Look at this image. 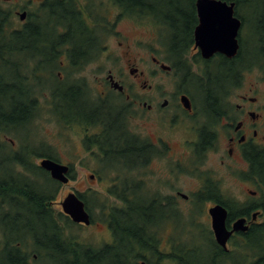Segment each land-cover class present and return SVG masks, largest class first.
I'll list each match as a JSON object with an SVG mask.
<instances>
[{
  "label": "flooded vegetation",
  "instance_id": "af4514ba",
  "mask_svg": "<svg viewBox=\"0 0 264 264\" xmlns=\"http://www.w3.org/2000/svg\"><path fill=\"white\" fill-rule=\"evenodd\" d=\"M88 2L36 0L38 19L55 9L56 30L66 34L46 86L51 118L94 164L91 180L115 198L99 221L87 200L91 223L77 224L99 238L83 246L105 264H264V56L252 57L239 32L235 56L205 57L195 39L197 6L190 44L173 48L154 28L137 56L119 29L132 15L113 0ZM64 5L75 11L67 25ZM54 93L65 95L60 111ZM218 206L228 231L243 220L244 230L224 241L213 228Z\"/></svg>",
  "mask_w": 264,
  "mask_h": 264
},
{
  "label": "trees",
  "instance_id": "16d2710c",
  "mask_svg": "<svg viewBox=\"0 0 264 264\" xmlns=\"http://www.w3.org/2000/svg\"><path fill=\"white\" fill-rule=\"evenodd\" d=\"M113 1L127 16L153 20L162 28L161 33L168 35L171 47L181 49L192 42L197 0ZM225 1L235 2L236 14L242 19L243 26L249 22L242 12L249 0ZM63 7L67 10L65 5ZM74 13L63 11V15H59L63 21H60L66 24L68 14L72 16ZM12 14L0 4V146L8 153L6 159L0 160V228L3 233L0 264H36L38 260L40 264L48 260L54 264H105L107 258L99 257L72 238L65 240L59 219L64 217L68 226L78 224L65 213L55 211L52 205L54 193L38 187V176L45 173L55 183V190L60 182L29 156L48 157L60 162L50 146L40 144L45 149L42 151L29 146L43 91L52 92L46 86L60 67L55 48L63 44L66 34L56 30V14L59 13L49 8L41 12L38 19L28 11L27 20H22L25 22L20 27L15 26ZM260 41L263 42L264 37H260ZM244 43L241 37L243 48ZM54 95L57 102L53 107L60 111L64 105L61 97L65 95ZM18 128L24 129V133H19ZM11 133L22 143L20 149L14 148L12 141L3 139ZM77 193L88 204L85 195ZM121 213L122 218L131 217L129 209H122ZM29 244L34 246L33 253L26 251ZM31 254L35 263L30 261ZM127 258L120 259L125 262Z\"/></svg>",
  "mask_w": 264,
  "mask_h": 264
},
{
  "label": "rangeland",
  "instance_id": "374dc122",
  "mask_svg": "<svg viewBox=\"0 0 264 264\" xmlns=\"http://www.w3.org/2000/svg\"><path fill=\"white\" fill-rule=\"evenodd\" d=\"M88 3L94 8H101L103 5L106 6V4L109 3V0H89ZM0 4L12 11V17L14 18L15 26L17 27L22 26L23 22L27 20V18L25 21L20 19L19 13L22 12L23 9L34 13V15H36L37 12L36 0H0ZM242 12L248 18L249 22L242 27L240 35L245 42L244 44L246 50L251 52L252 57L260 59L264 56V41H260V37H264V0H249L248 5L243 7ZM131 17H133L131 18V21L127 20V18H123L122 23L119 25V29L123 34L121 40L126 41V37L128 39L126 41V45H131V52L137 56L140 54L144 55L147 34L154 30V28L159 27L153 20H150V18L138 16ZM113 42L114 39L112 38L109 42L110 45H112ZM103 63L104 69L110 64L105 62ZM91 72L97 73L100 72V70L98 71L97 67H95ZM254 75L255 74L249 75L248 80H252L255 77ZM43 93L44 95L41 100V110L39 111L36 119L38 121L35 122V120L32 125L34 128V133L30 140L29 146L42 151L45 149L44 147H41L40 144L44 143L46 147L50 146L49 149L51 150L52 154L61 163L68 164L72 167L71 172H69L70 181L67 184L59 183L57 185V189L55 190V183L51 182L50 178L42 172V174L38 176V187L54 193L53 207L56 212H61V201L69 192L83 193L86 200H89L91 207L90 209L95 219H97V221L102 220L105 217L104 210L107 211L110 206L112 207V205L115 204V198L111 196L109 192H105L102 188H100V186L96 185L94 180H91L89 174L92 172V170L88 168V165L94 166V164L84 160L87 159L86 156L80 155L83 153V148L76 140L69 139L68 135L66 134L68 133V130H62L57 127V124L51 118V109L49 106L50 92L44 90ZM23 130L24 129L18 128L19 133H24ZM61 133L64 134L61 135ZM3 139L8 142L12 141V145L16 149H20L22 147V143H20L19 138L17 139L12 133L9 136H3ZM7 155V151L0 146V160L6 159ZM35 162L39 163L40 161L35 159ZM59 221L67 228V234L70 236V238L74 239L76 242H79V244L85 245L88 243L93 245L99 238V233L91 232V230H87V228H83L80 225H66V219L64 217H61ZM90 235H93L94 237H90ZM2 247V230L0 228V254ZM33 249L34 246L29 244L26 251L33 253ZM30 261L35 263L32 254L30 256ZM36 264H40L39 260L36 262ZM45 264L54 263L48 260L45 262Z\"/></svg>",
  "mask_w": 264,
  "mask_h": 264
},
{
  "label": "water",
  "instance_id": "95a60500",
  "mask_svg": "<svg viewBox=\"0 0 264 264\" xmlns=\"http://www.w3.org/2000/svg\"><path fill=\"white\" fill-rule=\"evenodd\" d=\"M235 2L225 0H197L199 24L195 29L196 44L205 57H210L215 52L227 56H235L239 49L238 35L242 20L235 14ZM20 19L25 20L27 12L19 13ZM39 165L50 172V176L62 184L70 181L68 164L58 162L51 158H44ZM62 211L75 223H91V216L84 200L76 192H69L61 201ZM213 228L221 241L235 231L244 230L243 220L234 224L232 231L225 225L226 211L218 206L211 209Z\"/></svg>",
  "mask_w": 264,
  "mask_h": 264
}]
</instances>
